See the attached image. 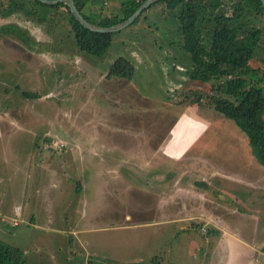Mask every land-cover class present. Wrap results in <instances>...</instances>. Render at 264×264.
I'll list each match as a JSON object with an SVG mask.
<instances>
[{
  "label": "rangeland",
  "instance_id": "374dc122",
  "mask_svg": "<svg viewBox=\"0 0 264 264\" xmlns=\"http://www.w3.org/2000/svg\"><path fill=\"white\" fill-rule=\"evenodd\" d=\"M173 13L152 4L97 58L78 50L65 7L0 0V240L22 250L17 264H242L233 225L264 246V212L256 228L235 216L218 229L214 201L252 191L264 209V190L234 180L263 185L264 170L210 104L212 81L190 79ZM119 55L131 77L107 75ZM249 63L264 88L260 50ZM184 130L192 145L173 158L164 148Z\"/></svg>",
  "mask_w": 264,
  "mask_h": 264
},
{
  "label": "trees",
  "instance_id": "16d2710c",
  "mask_svg": "<svg viewBox=\"0 0 264 264\" xmlns=\"http://www.w3.org/2000/svg\"><path fill=\"white\" fill-rule=\"evenodd\" d=\"M34 1L51 9L65 7L78 50L97 58L104 55L117 30L98 31L86 27L62 1ZM144 1L117 0L118 6L109 15L83 11V7L92 4V0H74V3L88 21L110 26L125 20ZM156 2H164L169 12L174 11V17L176 13L181 33L180 47L189 52L191 58L190 79L212 81L211 89L215 91L207 95L210 104L232 119L246 134L252 154L264 164V88L253 82L257 69L249 63L260 50V61L264 64V27L254 23L256 14L264 15L262 1L155 0L132 22ZM134 70L133 62L119 55L110 65L107 75L131 77ZM23 93L28 97L36 95L28 91ZM201 98L197 95L191 103L198 104ZM22 254L18 247L0 240V264H17Z\"/></svg>",
  "mask_w": 264,
  "mask_h": 264
},
{
  "label": "crops",
  "instance_id": "0c3cea01",
  "mask_svg": "<svg viewBox=\"0 0 264 264\" xmlns=\"http://www.w3.org/2000/svg\"><path fill=\"white\" fill-rule=\"evenodd\" d=\"M108 1H110V0H100V4H98V5L93 4V3L92 4H86L83 7V11H85L86 13L88 12L90 14H94V15H98V11H100V14L102 13L103 15L104 14H108L109 15L112 11L110 10V6L108 4ZM44 36H46V35H44ZM35 38L41 40L40 36L39 37H35ZM113 61H114V59H112V60L110 59L109 65H111ZM189 116H190V119H191V117H193V115H189ZM184 118L186 119L187 117H184ZM201 121H203V120H201ZM185 130L181 134V136H178L177 138H175L173 140L171 138L168 141V143H170V145H171V150L170 149L169 150L168 149L165 150V148H164V151L166 153H168L169 155L173 156V158L175 157L174 153L176 151L177 152H185L192 145V144H190V141H187L188 139L190 140V136L192 135V133H191L192 131H190V133L188 134ZM3 132H6L5 128L0 126V134H3ZM176 142H179V143H176ZM177 152H176V154L178 155ZM258 166H260V168L262 170H264V164H261V165H258ZM234 178H235L234 180L237 183H239V184H241L243 186L251 187V190L253 188H256V186H259L260 187V188L258 187L259 189L264 190V179H262V177H261L260 180L263 182V185H261V183L259 185H257L258 183H254V180H252V179L248 180L242 174L241 175L237 174V176L234 177ZM205 180L209 181L208 178L205 179ZM251 192L252 191L249 192V200H248L249 202L244 201L245 198H242V197H239V196L236 195V197H235V199H236L235 202L236 203H235L234 206H231L228 203H223V204L220 203V204H218V203H216L214 201L213 204H217L218 208H221V211L218 212L219 213L218 216H219V219H220L219 220L220 221L219 222V226H218L219 230H223V231H226L227 229L229 230V227L226 226L225 223L228 224V220L233 218V217H235V216L236 217L237 216H242L243 218H246L249 221V226L252 223V226L254 225L255 228L257 227V225L260 223V220L258 219L257 221H255V220L252 219L251 216L256 215L258 213H261V212H264V209L258 207L257 201H256L257 198H255V196H253V194ZM208 198H209L208 196L204 195V200L211 202L210 199H208ZM15 222L16 221H14V223ZM239 227L240 226H238V225L237 226L233 225V226H231V228L233 230H235L236 232H228V233L227 232H223V233L225 235L227 234V236H229V238H232V239L235 238L234 240H236L237 242L240 243V247L238 248V251H240V250L249 251L250 250V257H248V258L246 257V260L242 264H255L256 262H257V264H264V246L261 245L258 240L250 241V240H247L246 238H244L243 235L240 236L239 234H237V233H239V230H240Z\"/></svg>",
  "mask_w": 264,
  "mask_h": 264
},
{
  "label": "water",
  "instance_id": "95a60500",
  "mask_svg": "<svg viewBox=\"0 0 264 264\" xmlns=\"http://www.w3.org/2000/svg\"><path fill=\"white\" fill-rule=\"evenodd\" d=\"M40 1L45 2V3H57L59 1H62L69 6V8L72 11V13L74 14V16L86 27L93 29V30H98V31H114V30L121 29V28L125 27L126 25L130 24L137 17V15L142 11V9L146 8L148 5H150L155 0H145L125 20H123L117 24L110 25V26H99V25H96V24L88 21L83 16V14L77 9V7L74 3V0H40ZM261 1H262L263 6H264V0H261Z\"/></svg>",
  "mask_w": 264,
  "mask_h": 264
}]
</instances>
